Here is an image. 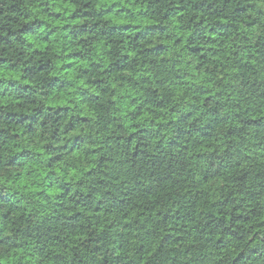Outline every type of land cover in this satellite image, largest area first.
<instances>
[{"label":"trees","instance_id":"1","mask_svg":"<svg viewBox=\"0 0 264 264\" xmlns=\"http://www.w3.org/2000/svg\"><path fill=\"white\" fill-rule=\"evenodd\" d=\"M125 3L0 0V264H264V9Z\"/></svg>","mask_w":264,"mask_h":264},{"label":"clouds","instance_id":"2","mask_svg":"<svg viewBox=\"0 0 264 264\" xmlns=\"http://www.w3.org/2000/svg\"><path fill=\"white\" fill-rule=\"evenodd\" d=\"M119 4L121 6H124V7H129L130 6V3H125V0H119ZM258 7H260L261 9H264V0H259ZM60 167H62V165L57 166V168L56 169H53V171L59 172V168ZM60 175H63V174L60 173ZM152 259L154 260L155 258L153 257Z\"/></svg>","mask_w":264,"mask_h":264}]
</instances>
